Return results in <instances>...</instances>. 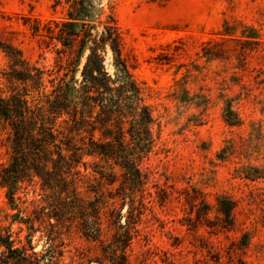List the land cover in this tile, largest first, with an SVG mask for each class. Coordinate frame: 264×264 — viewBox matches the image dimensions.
<instances>
[{"label":"rangeland","instance_id":"1","mask_svg":"<svg viewBox=\"0 0 264 264\" xmlns=\"http://www.w3.org/2000/svg\"><path fill=\"white\" fill-rule=\"evenodd\" d=\"M87 3L94 33L111 20L118 28L129 75L154 120L152 148L140 164L147 183L134 199L145 210L129 264H264V0ZM70 4L0 0V41L44 72L49 99L60 81L76 86L84 62L44 36L45 25L67 18ZM105 65L113 74L108 51ZM6 139L0 124V172L13 166ZM84 161L80 171L92 177L94 160ZM113 172L118 188L123 171ZM4 174L14 176V189L0 186V235L18 247L28 235L35 251L46 248L44 234L23 223L38 186ZM81 191L92 200L86 186ZM60 241L64 264H97L99 244L74 228Z\"/></svg>","mask_w":264,"mask_h":264},{"label":"trees","instance_id":"2","mask_svg":"<svg viewBox=\"0 0 264 264\" xmlns=\"http://www.w3.org/2000/svg\"><path fill=\"white\" fill-rule=\"evenodd\" d=\"M68 1L67 18L43 28L49 41L84 58L76 86L60 81L51 99L43 96L44 72L0 41L7 60V69L0 71V124L7 131L13 165L0 172V186L14 189V176L2 175L8 172L38 186V203L32 201L36 204L23 223L44 234L47 244L35 251L28 235L20 247L0 235V264H64L60 240L72 228L99 244L97 264H129L127 251L145 210L143 201L135 204L134 199L147 183L140 164L152 148V113L129 75L115 23L111 20L94 33L87 0ZM107 51L113 74L106 69ZM42 97L48 98L46 107ZM84 158L94 160L92 177L80 171L81 166L87 169ZM115 166L123 171L118 188ZM84 186L93 193L92 200L82 196Z\"/></svg>","mask_w":264,"mask_h":264}]
</instances>
